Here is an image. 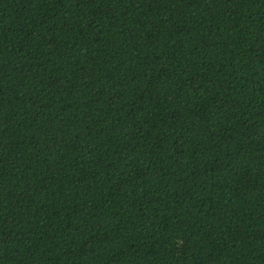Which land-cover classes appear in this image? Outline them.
Returning a JSON list of instances; mask_svg holds the SVG:
<instances>
[{
  "label": "trees",
  "instance_id": "16d2710c",
  "mask_svg": "<svg viewBox=\"0 0 264 264\" xmlns=\"http://www.w3.org/2000/svg\"><path fill=\"white\" fill-rule=\"evenodd\" d=\"M0 264H264V0H0Z\"/></svg>",
  "mask_w": 264,
  "mask_h": 264
}]
</instances>
